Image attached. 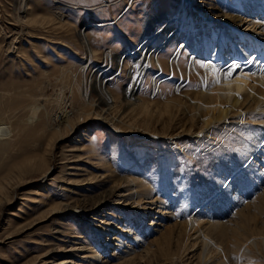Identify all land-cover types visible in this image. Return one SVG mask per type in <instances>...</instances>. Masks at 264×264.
<instances>
[{"label":"rangeland","instance_id":"1","mask_svg":"<svg viewBox=\"0 0 264 264\" xmlns=\"http://www.w3.org/2000/svg\"><path fill=\"white\" fill-rule=\"evenodd\" d=\"M189 2L221 14L232 8L248 14V0ZM168 20L177 35L157 52L169 58L183 41L184 74L148 63V75L135 92L147 101L162 102L177 86H183L182 93L194 89L199 76L189 79L186 58L193 54L201 60L204 48L217 56L216 29L231 28L187 12L185 0H0V264H59L68 257H73L68 264H77L83 241L105 258L134 248L119 259L137 255L133 264H200L199 249L181 251L180 240L165 242L161 234L166 225L188 220L191 207L238 165V173L200 207L198 217L214 230L213 238L221 230L230 264H264V249L240 260L234 255L237 246L259 235L243 226L245 214L264 234V144L253 153L255 139L264 135L262 124L253 123L264 120L263 113L249 112L246 121L226 119L204 134L195 135L194 127L172 136L164 130L173 123V133L178 132V124L165 112L146 117L121 106L101 111L100 101L110 102L101 87L105 78L114 97L136 99L124 94L136 57L125 56L117 70L108 52L129 53ZM85 23L92 25L85 28ZM152 79L160 94L153 92ZM119 110L128 121L118 119ZM63 112L68 120L57 121ZM68 121L72 128L64 125ZM249 153L250 163L241 164ZM132 175L149 185L147 199L159 202L145 205L144 197L138 206L122 186L109 192L112 178L124 179L125 186ZM157 203L164 206L163 216ZM113 236L125 243L119 247ZM146 250L150 253L143 255ZM216 258L208 264H218Z\"/></svg>","mask_w":264,"mask_h":264},{"label":"bare ground","instance_id":"2","mask_svg":"<svg viewBox=\"0 0 264 264\" xmlns=\"http://www.w3.org/2000/svg\"><path fill=\"white\" fill-rule=\"evenodd\" d=\"M248 1L249 3L245 5V8H248V10H246V12L248 11V14L240 13V10L236 8H232L234 11H232V13L221 14L214 8L208 9V7L205 6L197 8L193 6L189 0H185L187 12L192 10L193 12H196L201 19L206 21L213 22L220 20L219 22L221 24L223 23L224 26L227 25L231 29L228 32L222 25L219 29H216V36L218 40L217 56L208 53L204 48L202 49V52H200L199 58L201 57V60H196L193 54L188 55L186 58L188 62V72H186V74L189 76V79H191L196 73V75L199 76L198 85L191 91H187L185 93H182L183 86H177V92L175 94H171L170 97L164 99L162 102H157V100L147 101L144 98L137 99L135 92L138 85L143 83L144 79L148 75V63H155L159 69H164L166 67L170 69L171 73L177 72L181 77L184 74L183 65L180 61L181 52L184 47L183 41L178 42L175 52L169 58L160 57V54L157 52V50L162 45L164 46L169 39L177 35V27L172 24L173 22L171 23V20H168L167 22H164V24L160 25L156 31L152 32L153 35L149 33L145 40H141L134 45L129 53L124 52V54L121 52L112 55L111 52H108L110 59L115 58L117 70L122 66V60L125 56L130 54L136 57L137 67L135 73L131 72V70L128 71L129 75H131L133 79L130 80V82L124 87L125 96L136 99L127 100L124 97H114L104 84L108 79L105 78L101 82V87L106 98L111 103H106L103 100L100 101V104L102 105L101 111L108 113L109 111L116 109V107L121 106L122 109L125 107H131L134 110L142 111L146 117H152L153 115L165 112L168 118H171V123L173 121L178 124V132L173 133V131L176 130L173 123L167 125V130H164V132H169L172 136L178 135L179 133L188 134V132H191L194 127L198 128L195 135L199 133L204 134L214 124L226 119L237 117L240 121H246L245 118L249 112L264 114V0ZM254 13H256L258 17L254 18ZM248 16H251V18ZM153 18L155 17H152V19ZM152 19L150 21H152ZM245 23H247V25L243 27ZM251 23L258 25L257 29L259 30H255V28L251 29ZM86 24L87 23L83 24L85 25L83 27L86 28L87 26L92 25V23L88 25ZM83 37L87 50L89 53L92 52V48L89 46L88 37H86L85 34H83ZM246 61L251 62L246 63ZM201 64H206L208 66L201 67ZM229 65H238V67L233 70V75L231 77L225 79V73L230 70L228 68ZM101 79L102 78L100 76L99 80ZM152 81L153 92L157 94L159 93V86L156 87L157 81L155 79H152ZM155 106L156 108L154 111L156 112L154 113L151 108H154ZM172 106L176 108V114H173L170 109ZM132 109H130V111H132ZM125 115L123 110L118 111V119L126 117ZM127 116H129V114ZM129 118L131 119L133 117L129 116ZM56 120L59 122H66L68 120L67 113H61L57 116ZM70 122L71 121H68V123L64 125L68 126V128H72L73 125L69 124ZM253 124H262V128L264 130V120L256 121ZM3 131V126L0 124V135ZM255 140L257 141L253 143V145L255 144L253 153L256 151V148L259 149L261 145L264 144V135H260V137ZM246 155L247 156L243 162H240L241 164L244 163L243 165L249 164L251 158L253 157V154L250 153ZM237 167L225 180L219 182L201 202L191 207L188 220L185 222L176 221L166 225L164 232L161 234V238L166 242L170 238L176 237L177 242H179V240L181 241V251L189 249V252L191 253V251L199 249L200 264H208L210 260L216 257V259H220L218 264H230V260L228 261V256L226 254L227 248L226 246H222L220 244V242H223L224 240L221 230L215 231L216 235L213 238L211 235L214 230L208 231L210 226L205 224L207 221L202 219L200 220L197 211L205 203L214 198L218 192L224 188V186H226V183L230 180V176L232 177V175L234 176V174L238 173L239 168ZM46 168L42 170L43 173L48 172V169ZM106 177L110 176H102V178ZM126 177L127 182L125 186L121 185L124 179L112 178L110 181L113 182L109 186V192H112L122 186V190L127 192V199L132 198V202L136 203L138 206H141L142 203L140 200L144 197L146 198L142 202H145V205L149 203L156 204L155 202H159L154 198L147 199L150 197L149 192H151V190L149 185L145 181L143 182L141 177L134 175ZM106 197H108V193L107 195H104V198H102L101 201L106 199ZM156 206L160 208L159 210L157 209V211H159V215L163 216L164 212H166L165 210L162 211V208L164 207L163 204L157 203ZM242 209L243 208H240L237 211L240 212ZM243 221H245V225L243 226L247 230L259 235L249 237L244 243L236 247L234 255L239 260L245 256L252 257L251 253L253 251L258 252L261 251V249H264V234H262L261 230L255 225L253 217L245 214ZM109 224L112 227L116 226L112 223V221L109 222ZM107 228L100 227L98 230H110ZM129 230L130 229L127 228V232H125L128 235ZM108 238L110 239L112 237L109 236ZM113 239L118 242L117 245L119 247L125 243L123 238L120 236H113ZM96 249L90 247L87 241H83L79 249L82 253L80 256L82 258L74 259V261L77 264H133L137 258V255H132L125 258L123 261H119V259L124 257L125 254L133 252L134 248L131 247H127L126 250H121V252L118 253L114 252L112 256H108L106 258L104 255L102 256L101 251L100 253ZM149 253L150 250H146L143 255H148ZM72 258L73 257H68L63 259L59 262V264L71 263Z\"/></svg>","mask_w":264,"mask_h":264},{"label":"snow or ice","instance_id":"3","mask_svg":"<svg viewBox=\"0 0 264 264\" xmlns=\"http://www.w3.org/2000/svg\"><path fill=\"white\" fill-rule=\"evenodd\" d=\"M251 61H246V63H250ZM201 67H207L208 65H206V64H201L200 65ZM238 67V65H229L228 66V68L230 69L229 71H227L226 73H225V79H227L228 77H231L232 75H233V70L235 69V68H237Z\"/></svg>","mask_w":264,"mask_h":264},{"label":"crops","instance_id":"4","mask_svg":"<svg viewBox=\"0 0 264 264\" xmlns=\"http://www.w3.org/2000/svg\"><path fill=\"white\" fill-rule=\"evenodd\" d=\"M129 47H130V46H128V48H129ZM128 48H127V49H128Z\"/></svg>","mask_w":264,"mask_h":264},{"label":"water","instance_id":"5","mask_svg":"<svg viewBox=\"0 0 264 264\" xmlns=\"http://www.w3.org/2000/svg\"><path fill=\"white\" fill-rule=\"evenodd\" d=\"M125 54V53H124Z\"/></svg>","mask_w":264,"mask_h":264}]
</instances>
